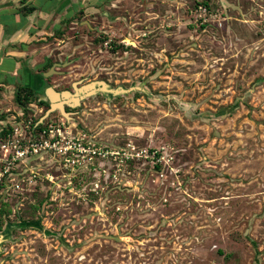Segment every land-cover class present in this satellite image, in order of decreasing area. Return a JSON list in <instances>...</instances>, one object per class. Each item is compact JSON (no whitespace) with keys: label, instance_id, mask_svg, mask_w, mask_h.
Returning a JSON list of instances; mask_svg holds the SVG:
<instances>
[{"label":"rangeland","instance_id":"374dc122","mask_svg":"<svg viewBox=\"0 0 264 264\" xmlns=\"http://www.w3.org/2000/svg\"><path fill=\"white\" fill-rule=\"evenodd\" d=\"M185 1L183 20L172 25L134 23L127 33L122 22L93 15L66 26L50 86L74 93L75 83L106 81L147 90L65 105L72 122L113 152L157 150L162 158L109 155L71 184L48 157L23 165L25 174L34 167L57 179L10 190L16 212L0 233L8 221L17 225L0 242V264H264V0ZM203 1L213 14L206 24L194 17ZM6 91L0 132L26 112ZM50 107L32 103L28 116ZM64 118L56 109L46 119ZM41 199L44 208L33 207Z\"/></svg>","mask_w":264,"mask_h":264},{"label":"crops","instance_id":"0c3cea01","mask_svg":"<svg viewBox=\"0 0 264 264\" xmlns=\"http://www.w3.org/2000/svg\"><path fill=\"white\" fill-rule=\"evenodd\" d=\"M53 1L56 3L51 7L47 5L48 0H0V78H9L10 74L17 77L9 84L6 78L0 79L2 96H5L7 89H13L15 93L19 85L34 86L36 80L44 86L39 69L51 60L53 50H63L64 46L59 42L64 41L61 35L65 34L66 26L72 28L79 26L80 22L90 23L94 22L95 17H100L105 22L108 20L107 24L122 22V30L128 33V28L133 27L134 23L139 24V29L148 30L154 28V23L172 25L181 22L186 12L185 0ZM78 4H81L80 10L74 18L69 17L73 6ZM160 5H164V13ZM93 15L95 17L92 19ZM52 68L44 74L46 78Z\"/></svg>","mask_w":264,"mask_h":264},{"label":"built area","instance_id":"2783aa9c","mask_svg":"<svg viewBox=\"0 0 264 264\" xmlns=\"http://www.w3.org/2000/svg\"><path fill=\"white\" fill-rule=\"evenodd\" d=\"M213 16L210 8L199 4L194 17L195 22L206 24ZM43 110H41L42 112ZM37 122V112L26 115L18 113L15 122L9 124L7 134L0 137V187L5 185L4 196L9 189L14 192H31L39 180L56 183L57 175L47 172L42 175V169L30 170L28 174L21 172L23 165L29 166L33 160L45 159L51 166L57 167L68 183H72L81 173L95 164L96 160H103L109 155L122 154L124 160L151 156L154 162L161 161L162 156L157 150L151 155L142 152L124 150L113 152L106 146L99 145L88 131L80 129L77 123L66 118L58 121ZM42 126V127H41ZM3 129V128H2ZM136 155V156H135ZM52 162V163H51Z\"/></svg>","mask_w":264,"mask_h":264},{"label":"water","instance_id":"95a60500","mask_svg":"<svg viewBox=\"0 0 264 264\" xmlns=\"http://www.w3.org/2000/svg\"><path fill=\"white\" fill-rule=\"evenodd\" d=\"M43 66V65H42ZM55 67V66H54ZM54 67L51 69V72L47 73L46 76L52 74L54 71ZM75 92L72 93L69 90L65 91H57L53 86H49L45 89L46 97L49 99L51 103L50 110H48L40 119V122H44L46 118L49 117L51 112L55 111L56 109L61 110L63 116L70 122L72 120L75 121L72 117H70V113L67 112L65 105H70L75 107L81 103V101L87 97L97 95L99 93H103L108 97L112 98L114 96H118L120 94H131L134 91H144L147 92L146 89L139 87L133 84L130 88L125 86H121L118 88H114L111 84L107 83L106 81H93L88 84H84L81 87H78L77 84H74ZM22 223V221H20ZM17 223L8 221L5 231L0 233V242L9 235L14 227H16Z\"/></svg>","mask_w":264,"mask_h":264},{"label":"trees","instance_id":"16d2710c","mask_svg":"<svg viewBox=\"0 0 264 264\" xmlns=\"http://www.w3.org/2000/svg\"><path fill=\"white\" fill-rule=\"evenodd\" d=\"M201 3L209 7V4L206 1H203ZM50 66H51V62H48V64L40 68L39 71L42 72ZM40 76L41 78H43V80H45V83H46V84L44 83V85L46 86L41 91H38L37 88L31 85H19L16 88V92H15L16 102L18 103L21 109L26 111V115H28L29 113L27 107L32 103H36L39 106H44L45 108L43 111L47 110L50 106L48 99H46L43 96V94L45 93V88L50 86L49 79L46 78L44 74H41ZM39 116L35 119L34 122H37L39 120ZM10 127H11L10 125L5 126L0 132V137L5 136L7 134V128H10ZM156 167L159 168L158 165ZM5 187H6L5 185H2L0 187V190L2 189V191L4 192ZM10 190L11 189H9L6 196H4L2 192L0 193V226L2 222L5 221V216H9L14 212L11 202L9 201V196L11 195ZM47 201L48 200L41 199L38 202V206H33V207H35L36 209L37 208L43 209ZM30 221H35V220H30ZM26 222L30 223L29 221H26Z\"/></svg>","mask_w":264,"mask_h":264},{"label":"flooded vegetation","instance_id":"af4514ba","mask_svg":"<svg viewBox=\"0 0 264 264\" xmlns=\"http://www.w3.org/2000/svg\"><path fill=\"white\" fill-rule=\"evenodd\" d=\"M48 62H50V61H47L46 63L48 64ZM45 65H46V64H45ZM54 65H55V67H54ZM59 66H60V63H58V62L56 61V62H52L50 67H54L55 69H59ZM50 67H48L46 70L42 71L41 74H45L46 72H48V71L50 70ZM42 80H43V78L41 79V83H42ZM38 81H39V80H36V81H35V85H34V87L37 88L38 91H41V90L43 89V87H45L46 85H44V86L42 85V86H41V85L39 84ZM44 81H45V80H43V82H44ZM45 89H46V88H45ZM43 96H44L46 99H48V98L46 97V94H45V93L43 94ZM48 101H49V99H48ZM49 103H50V101H49ZM49 107H50V106H49ZM41 108H42V110H44L45 107H44V106H41ZM69 108H70V107L67 106V110L70 111ZM74 112H75V114H76L77 111H74ZM14 212H16V211L14 210ZM14 212H13V213H14Z\"/></svg>","mask_w":264,"mask_h":264}]
</instances>
